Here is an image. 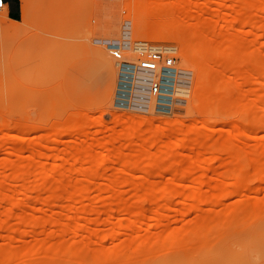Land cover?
<instances>
[{"label": "rangeland", "instance_id": "1", "mask_svg": "<svg viewBox=\"0 0 264 264\" xmlns=\"http://www.w3.org/2000/svg\"><path fill=\"white\" fill-rule=\"evenodd\" d=\"M20 1L21 18L0 23V264H264L262 2L246 10L261 30H241L234 0H193L201 22L236 40L223 43L208 83L198 47L140 33L128 17L132 40L186 43L185 61L165 53L187 67L186 94L160 113L116 106L118 68L95 40L127 41L121 25L135 0ZM204 87L220 110L203 108ZM143 138L155 143L140 149ZM82 149L95 159L73 161ZM140 150L171 158L151 168L118 161ZM55 155L67 157L56 171ZM237 175L243 186L232 185Z\"/></svg>", "mask_w": 264, "mask_h": 264}, {"label": "bare ground", "instance_id": "2", "mask_svg": "<svg viewBox=\"0 0 264 264\" xmlns=\"http://www.w3.org/2000/svg\"><path fill=\"white\" fill-rule=\"evenodd\" d=\"M234 1L238 5V11L236 12L234 16V20L241 23V27H242L241 30H245L248 25L256 26L259 30H261L262 24H260L259 21L257 20H255L254 22H250V20L248 19L246 15V10H247L249 1L248 0H234ZM260 1L262 2L263 8H264V0H260ZM134 5L136 6L135 11L133 12V15L135 17L133 15L128 14L127 18L128 17L130 18L131 16L135 19L137 18L136 19L137 23H135L136 24L135 27L136 28L138 27L137 29L139 30L140 33H146L149 31L148 34H151L152 32L154 34L152 35L155 36V39L157 37L158 40L163 39V38H165L164 40H166L168 38L167 37L168 35H169V38L172 35L173 36L181 35L182 38H185L186 43H190L192 46L198 47V48H195V50H196V54L200 56V63L202 65V69H203L205 80H206L205 83H208L210 81V78H211L210 69L214 66L222 65L220 57L223 54V50H222L223 43L226 40H229L230 44L232 45L236 44V40L233 36H231V32L229 30L223 31L221 30L222 28H219V26L217 25H212V23L201 22L202 10H199V9L197 10L195 8L193 0H135V4H133L132 6ZM130 8H131V5H130ZM103 12L105 13V11ZM5 15H6V8L0 10V23L2 22V18ZM110 23L112 22L110 21ZM110 23L104 22L102 26L104 27V29L111 28ZM136 28H134L135 31H136ZM109 31L111 30H108V32ZM263 31L264 30H262L261 32ZM107 37H109V35ZM149 37L151 39V36L148 35L147 38L149 39ZM118 38H119L118 36L116 38H105V37L103 38L102 37L100 39H95V40L105 43V46L107 47L106 42L118 40L120 43H122L119 40L120 38L119 39ZM103 39H107V40L103 41ZM186 43L183 41L181 43L178 42V44H175V45L174 44H152V43H149V41L146 39L145 40L135 39L130 42L129 49L124 52L123 59L130 63L137 64L138 58L140 57L141 53L151 51V50H158L163 53H173L176 50H178L179 54L182 56V58L185 61L188 58V54L185 48ZM99 54L103 55L100 52ZM114 61H115L114 66L116 68L119 67L120 61H116V60ZM224 64L228 65L229 62L224 63ZM114 66H110L111 72L113 71ZM187 70H188L187 67L186 68L183 67L181 69V72L179 71V73L175 75V82L165 81L164 82L165 87L170 88L173 86V90L166 91L165 93H162V95H169L177 99L178 95L186 94L185 90L187 87V82H186L187 74L185 71ZM241 73L242 72L239 71V75L243 76L244 74L242 73L241 75ZM160 75H161V72L158 69L154 73V78H159ZM145 79H148V76L145 74V72H142L137 67H135L133 70V78L131 79L132 81L130 82L133 84V87L131 89L133 94L128 100L131 106L134 104H137V102L139 101H143L145 97H148L147 90L144 88L147 85L148 81ZM119 98L121 100H124L126 97H119ZM212 98L213 97L211 94V90L204 87L203 95H202V99H203L202 103H203V108L207 110L208 112L215 111L216 109L220 110L218 106L216 107L215 102ZM156 100L157 99L155 97H151L149 101L148 110H154L153 108H154V103L156 102ZM179 110L181 109L179 108ZM141 142L142 144L138 143V145L142 146L139 148L143 150L147 146H150L155 143L153 138H143ZM143 150H140L138 151V153L133 154L131 156H126V157L119 156L118 161L121 164H126V165L133 164L136 166L145 163V167L151 168L154 166H163L166 160L171 158L169 157L170 155L168 156L158 155V154H148L147 155L142 152ZM53 157L55 161L53 167L55 170L52 168L51 172H53V174H57L59 172L56 173L54 171H56L57 167L63 166V163L67 161V157L62 156V155L61 156L55 155ZM70 157L73 159V161H77V162L84 161L88 163L92 162L95 159L94 154L89 149L79 150L76 152V154L71 155ZM106 159L107 157H104L103 161H105ZM89 168L90 170L88 171V173L86 172V175H88L89 177L104 176V174H101L98 171H93L91 167ZM38 173H41V172H38ZM50 174L52 173L46 172V173H43L42 176L48 177L50 176ZM59 174L61 175L62 173H59ZM60 175L57 174V176H60ZM233 178H236V179L232 181V185L243 186V179L241 177L239 178V176L237 175L236 177H233ZM117 179H118V176L116 175L114 177L113 176L111 177V181L113 183H115ZM217 189H219L220 193H223L225 191L224 189L220 187H218ZM53 190H56V189L55 188H53L52 190L49 189L48 192L52 193ZM85 190H87V188H80L76 192H72L69 189H67L65 190V192L67 194V197L70 200H74L76 199L74 198L75 194H84L83 191ZM172 191H174V189L170 187V188L163 189L162 192L171 193ZM146 192L147 194L155 193L154 190L152 189H146ZM188 193L189 195H196V194L200 195L202 192L199 188H195L193 190H190Z\"/></svg>", "mask_w": 264, "mask_h": 264}, {"label": "built area", "instance_id": "3", "mask_svg": "<svg viewBox=\"0 0 264 264\" xmlns=\"http://www.w3.org/2000/svg\"><path fill=\"white\" fill-rule=\"evenodd\" d=\"M6 8L5 0H0V10ZM132 24L131 20L125 18L121 25V36H124V41L120 43L118 40L106 42L107 49L111 57L120 61L118 68V83L116 90V106L124 109H132L141 112H147L149 109V101L151 97H155L157 100L154 103V112L170 113L174 108L176 101H182V94L178 95L175 99L169 95H162L166 91H172L173 86L170 88L165 87V81L175 82V75L181 72V69L175 66V58L172 55H167L158 50H151L140 54L137 64L125 61L124 52L130 47L132 40ZM98 42V41H97ZM137 67L140 71L145 72L148 76L147 85L144 87L147 90L148 97H145L143 101L137 102V104L130 105L128 101L132 96L133 84L130 83L133 78V70ZM160 70L161 75L159 78H154L156 70ZM122 87V88H121ZM119 97H126L121 100Z\"/></svg>", "mask_w": 264, "mask_h": 264}, {"label": "crops", "instance_id": "4", "mask_svg": "<svg viewBox=\"0 0 264 264\" xmlns=\"http://www.w3.org/2000/svg\"><path fill=\"white\" fill-rule=\"evenodd\" d=\"M6 14L11 20H19L22 16V5L20 0H5Z\"/></svg>", "mask_w": 264, "mask_h": 264}]
</instances>
